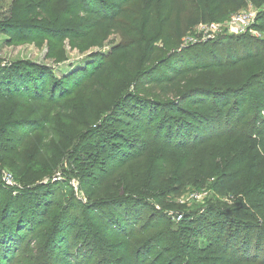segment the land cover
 Returning <instances> with one entry per match:
<instances>
[{
    "label": "rangeland",
    "instance_id": "obj_1",
    "mask_svg": "<svg viewBox=\"0 0 264 264\" xmlns=\"http://www.w3.org/2000/svg\"><path fill=\"white\" fill-rule=\"evenodd\" d=\"M183 3L172 11L168 0H129L125 17L99 28L69 0H0V22L11 21L0 34V77L29 73L36 80L24 92L16 84V93L0 89V212L10 204L17 217L38 214L40 188L48 194L67 182L84 215L33 227L8 264H57L59 246L74 264L264 261V236L255 248L256 233L264 234V29L257 24L264 6L226 8L252 12L255 21L240 40L217 49L229 34L207 37L200 25L216 22L210 15L195 25L203 8ZM219 59L234 64L214 66ZM179 64L186 73L170 78L164 67ZM214 93L236 96L229 126L211 130L203 119L215 118L199 116L191 102L212 104L206 96ZM94 132L102 143L78 152ZM30 162L49 172L27 170ZM229 174L239 195H215L213 184ZM209 210L229 213L236 227L239 217L253 225L249 247L241 246L242 234L233 248L214 246L219 223ZM189 216L199 230H186ZM93 218L119 236L104 234Z\"/></svg>",
    "mask_w": 264,
    "mask_h": 264
},
{
    "label": "trees",
    "instance_id": "obj_2",
    "mask_svg": "<svg viewBox=\"0 0 264 264\" xmlns=\"http://www.w3.org/2000/svg\"><path fill=\"white\" fill-rule=\"evenodd\" d=\"M169 1V9L174 11L175 8L181 9L184 7V0H168ZM251 2L252 4H255L257 6H264V0H195V3L198 7L203 8L201 20L194 23L195 25L206 23L209 16L211 15L212 19L216 23H224L228 20V18L231 16L232 12L227 13L226 8L232 7L236 11L241 10L247 2ZM69 3L73 10L81 11L82 13L89 16L91 19L95 21L96 26L98 25L99 28H104L107 24V21H109V17L114 16L117 19H121V17H125L127 14V6L129 4V0H69ZM29 11H25V13H28ZM152 16V14H151ZM150 18V17H149ZM154 20V18L152 19ZM258 22H261L262 26L258 27L259 30L264 29V12L262 15L257 17V24ZM148 20L145 22V27L148 26ZM11 24V21L9 18L4 16L2 18V21L0 22V34L3 32V30H10V27L8 25ZM154 32V30H153ZM152 32V33H153ZM240 36H234V35H225L222 37L221 42H218L217 45L219 46L222 44H230L232 40H240ZM210 44V43H209ZM215 44V43H214ZM195 48V47H193ZM217 47V49H219ZM192 49V48H191ZM221 54V51L218 52V56ZM235 54V53H234ZM232 58V57H231ZM234 64V59L231 61V63L228 64L227 61L218 60V63L214 66H220V67H229ZM164 70L169 75H172L170 78L176 79L180 76H183L186 71L184 69L183 64H179L174 69L170 67H164ZM100 71H93L92 74L94 76H98ZM41 82V81H40ZM36 83V80L31 78L29 73H11L10 75H4L0 77V89L6 91L8 94L16 93V91L13 90V85L16 84L17 87L24 88L22 92L25 90H30V84ZM220 93V92H219ZM218 93L209 94L206 97L207 102L211 101V99H216V101L212 104H206L199 100H195L192 103V106L196 107L197 110L201 111L199 116H213L215 119H208L207 117L204 118V124L206 125V128L213 130V126L215 128H220V125L229 126L230 124V114L232 112V104L230 103L229 98L231 96H236L234 93L231 94H224L222 95ZM182 105H180L181 107ZM171 114H176L175 110L171 111ZM174 116V115H173ZM215 120V121H213ZM201 123H203L201 121ZM200 125V123H199ZM169 133H167L168 135ZM224 134V133H223ZM167 137V136H166ZM175 137V136H174ZM178 137V136H176ZM103 136L99 133H92L90 136V139L86 140L78 149V152H86L89 148L95 147L98 143H102ZM26 169L29 171H32L33 173L39 174V173H47L49 172L48 168H44L40 166L38 163L30 162L27 164ZM39 197L35 203V206H39L38 208V214L36 213H26L25 215H22L21 218L17 217V211L13 210V208L10 206V204L6 205V208L3 209L0 212V264H8L12 260V255L14 253L19 252V246L22 241H24L31 231V229L37 225L44 226L47 224L48 219H54V220H60L63 217L67 216H73L78 221L82 222L84 219L83 215V206L81 202L76 199L75 197H72L73 194V188L72 186L67 182H59L55 186L52 187L51 191L47 194L46 191L43 188H40L39 190ZM211 191L215 194H223V195H239V186L237 183V177L236 175H223V177L218 178L215 183L213 184ZM198 192V191H197ZM216 195V194H215ZM242 197L238 198L237 202L239 205L243 202V197H246L245 194H241ZM69 198L71 207H65L64 210H62V206L65 202V200ZM40 204V205H39ZM36 206V207H37ZM242 207H238V209L233 211V213L239 212V210ZM212 210V209H211ZM209 210V215H216V222H218V229H217V238L214 243V246H231V248L235 247L237 244H240V237L242 234L241 239V246L243 248H247L250 245L249 237L250 234L253 232V225H250L246 221H242V219L239 217L240 223L237 222V225H240L241 227H236V223H233L232 221H229L227 219L226 215L229 213H223L217 211H211ZM211 212V213H210ZM5 213V214H3ZM226 214V215H225ZM30 215V216H29ZM37 215V217H34ZM184 215V214H183ZM186 215V214H185ZM233 216V215H232ZM235 220L236 216H234ZM93 223L99 228H102L104 234L111 236V237H118V231L114 229V227H110V225L107 223L106 225H102L101 221L97 220L96 218H93ZM109 222H113L112 220H109ZM119 224V228L123 229L124 222L122 219L117 221ZM123 222V223H122ZM183 223L187 225L186 230L191 232H195L199 230L200 228H196L197 224L192 219L191 216L187 217V220L184 219ZM3 224L7 225L6 227L3 226ZM30 227V228H29ZM128 228V226H126ZM235 227L238 231L235 232L237 235H235L232 231V228ZM196 234V233H194ZM25 236V238H24ZM244 236V238H243ZM263 235H259V233L255 235L257 241L255 242V248L260 247V242L263 241L261 237ZM63 237L56 238V241H61ZM227 244L224 242L227 241ZM235 240V241H234ZM31 241V239L27 240ZM58 253V257H56L55 262L57 264H74V261L70 255H68L67 250H63L60 248V246L55 249ZM21 254V253H20ZM250 261L251 264H264V261H258L257 258L254 260L252 257L245 256L243 262Z\"/></svg>",
    "mask_w": 264,
    "mask_h": 264
},
{
    "label": "built area",
    "instance_id": "obj_3",
    "mask_svg": "<svg viewBox=\"0 0 264 264\" xmlns=\"http://www.w3.org/2000/svg\"><path fill=\"white\" fill-rule=\"evenodd\" d=\"M254 21V13L242 11L231 15L224 23L201 24L200 28L205 31L207 37H211L221 29H224L229 35L239 36L244 34ZM3 182L6 186H12L14 178L11 174L3 175ZM201 196L199 193H195L192 197L201 200Z\"/></svg>",
    "mask_w": 264,
    "mask_h": 264
}]
</instances>
